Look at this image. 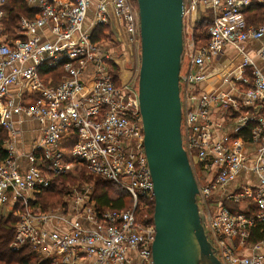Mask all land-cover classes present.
Instances as JSON below:
<instances>
[{
    "label": "built area",
    "instance_id": "1",
    "mask_svg": "<svg viewBox=\"0 0 264 264\" xmlns=\"http://www.w3.org/2000/svg\"><path fill=\"white\" fill-rule=\"evenodd\" d=\"M25 2L35 14L20 16L10 36L8 2L0 0V211L16 219L10 249L27 247L51 264H152L153 222L135 213L140 199L144 210L154 203L138 76L124 71L140 46L137 5ZM254 4L264 8V0H183L182 8V147L207 240L222 264H264V242L248 243L255 223L264 222V45L256 51L263 69L240 49L264 38V20L247 23ZM205 19L207 41L197 46L193 30ZM97 25L112 27L118 56L91 41ZM228 47L243 60L213 87L205 69L222 72ZM81 172L122 190L130 206L97 210L92 187L77 183L67 188L64 207L42 209L37 198L54 179Z\"/></svg>",
    "mask_w": 264,
    "mask_h": 264
},
{
    "label": "water",
    "instance_id": "2",
    "mask_svg": "<svg viewBox=\"0 0 264 264\" xmlns=\"http://www.w3.org/2000/svg\"><path fill=\"white\" fill-rule=\"evenodd\" d=\"M137 95L143 147L153 185L152 264H222L205 234L198 188L181 139L179 75L183 0H136Z\"/></svg>",
    "mask_w": 264,
    "mask_h": 264
},
{
    "label": "trees",
    "instance_id": "3",
    "mask_svg": "<svg viewBox=\"0 0 264 264\" xmlns=\"http://www.w3.org/2000/svg\"><path fill=\"white\" fill-rule=\"evenodd\" d=\"M136 3V0H133ZM249 13V16H248ZM35 12L30 9L25 0H10L9 9H7L6 29L11 36L17 27V20L20 16L32 18ZM253 15V16H252ZM255 21L254 26H259L264 20V8L254 4L247 11V21ZM210 19H205L196 24L193 30V38L197 46L206 44V32L210 25ZM253 24V23H252ZM202 31V32H201ZM112 29L109 25H97L91 33V41L101 43L104 40H110ZM118 72V68H114ZM76 183L87 184L92 187V200L97 210H124L130 206V201L122 190L116 188L110 183L104 182L99 178L86 175L84 172L77 178L61 177L52 181L51 186L42 191L38 196V204L42 209H56L64 207V194L67 188ZM129 201V206L126 205ZM145 203L140 199L137 203L136 212L138 217L147 215L150 223L153 222L154 203H149V209L144 210ZM234 210H240L234 207ZM233 210V211H234ZM16 219L10 215H3L0 211V264H51L50 261L39 259L31 249L23 247L17 251L10 249V244L14 237V226ZM264 242V222L258 221L250 230L248 243L255 245Z\"/></svg>",
    "mask_w": 264,
    "mask_h": 264
},
{
    "label": "crops",
    "instance_id": "4",
    "mask_svg": "<svg viewBox=\"0 0 264 264\" xmlns=\"http://www.w3.org/2000/svg\"><path fill=\"white\" fill-rule=\"evenodd\" d=\"M7 2H8L7 9H9L10 0H7ZM28 7L30 8V6H28ZM248 16H249V13H248ZM246 19H247V13H246ZM250 25L254 26V24H251V23H250ZM110 28L112 29L111 26H110ZM112 32L114 35L113 30H112ZM114 40H115L114 43L116 44L115 46L117 49L116 50L111 49V52L114 53V55H119L122 52V46L120 45V42L116 39L115 35H114ZM262 45H264V38L261 41H259L257 43H253L249 46H245V45L240 46V49L243 50L245 55L248 56V58L252 59L258 65V67L261 69H263V68H262L258 58L256 57V51ZM125 56L127 57V54H125ZM242 60H243V56L240 53H238V51L228 47L226 49L225 59H223V61L221 63V68H223L222 72L220 71L219 67L205 69L206 74L209 77H211L210 81H211V84L213 85V87L218 86L220 79L222 78V76L225 73H229L230 71H235V69L238 68V66L242 62ZM212 85H211V87H212ZM204 87H205L204 90H210V86L204 85ZM227 204H229V203H227Z\"/></svg>",
    "mask_w": 264,
    "mask_h": 264
},
{
    "label": "rangeland",
    "instance_id": "5",
    "mask_svg": "<svg viewBox=\"0 0 264 264\" xmlns=\"http://www.w3.org/2000/svg\"><path fill=\"white\" fill-rule=\"evenodd\" d=\"M93 6L94 5H92L90 7V10L88 12L87 20L84 23V28L85 29H88L89 28V22H90V19L92 17V14H93ZM250 23L251 24L252 23L254 24L255 21L251 20ZM250 23H249V25H250ZM184 36H185V41H186L188 39V36L187 37H186V35H184ZM114 42H115V40H114V35H113V32H112V35L110 37V40H108V39L107 40H104V41L101 42V44H103L104 47H109L112 50H116L117 48H116V46H115L116 44ZM111 54L114 55V53H111ZM115 56H118V55H115ZM139 61H140V59H139V47H134V48H132V58H131V62H130V64H128V65H126L124 67V71L128 70V72H131V74H132V72H134V75H132V76H133V79H135V80L137 79V76H138ZM71 178H77V177H71ZM70 187H73V186H70ZM126 205L129 206V201H127ZM250 245H252V244H250ZM260 253L264 254V248L263 247L261 248Z\"/></svg>",
    "mask_w": 264,
    "mask_h": 264
}]
</instances>
